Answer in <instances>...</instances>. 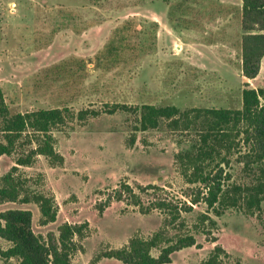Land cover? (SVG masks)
Masks as SVG:
<instances>
[{"label":"rangeland","instance_id":"obj_1","mask_svg":"<svg viewBox=\"0 0 264 264\" xmlns=\"http://www.w3.org/2000/svg\"><path fill=\"white\" fill-rule=\"evenodd\" d=\"M262 27V20L243 14L242 0H0V88L11 112H99L54 129L61 166L39 156L15 172L32 190L54 197L56 220L40 225L34 203L4 202L0 213L30 211L32 232L44 239H57L63 223L87 222L71 264H123L103 252L133 237L147 239L164 215L141 214L127 199L117 201L121 184L143 206L158 199L190 205L185 196L198 187L185 184L174 164L175 153L189 145L185 134L165 124L139 131L133 113L105 110L115 104L240 109L244 88H264V56L254 79L241 72L242 38L264 34ZM16 157H0V177ZM242 158L233 155L223 167L229 183L249 182ZM150 184L162 190L140 189ZM260 207L259 215L231 208L214 217L204 204L194 205L182 231L198 230L196 245L172 253L167 264H204L216 246L229 256L217 264H264V201ZM199 213L215 226L200 223ZM7 247L0 239V248Z\"/></svg>","mask_w":264,"mask_h":264},{"label":"trees","instance_id":"obj_2","mask_svg":"<svg viewBox=\"0 0 264 264\" xmlns=\"http://www.w3.org/2000/svg\"><path fill=\"white\" fill-rule=\"evenodd\" d=\"M244 15H252L264 22V0H242ZM264 30V27L261 28ZM264 56V34H245L242 38L241 72L247 80L254 79ZM65 109H38L12 113L5 103L0 88V157L17 155L15 165L0 177V204L4 202L34 203L44 226L56 220L58 208L53 196L32 190L26 180L15 177L18 167L31 166L36 157H44L51 167L61 166L63 158L54 148V129L67 124L68 118L84 121L96 117L98 111L82 110L75 116ZM131 112L135 115L137 130H156L165 124L171 131L185 134L189 145L175 153L174 164L185 184L196 188L186 201L158 199L143 206L140 198L126 184H121L115 199H127L141 214L159 211L164 215L163 225L147 239L133 237L120 249L103 252L102 257L123 264H167L170 255L196 245L198 230L182 231L185 216L193 206L204 204L214 217H220L231 208L243 209L247 215H259L264 201V88H244L241 108H184L173 105H141L134 108L115 104L106 114ZM134 144L131 138L130 145ZM244 149V150H243ZM233 155L243 157L244 169L250 179L247 184L229 183L223 171ZM142 191L162 190L147 185ZM126 195V196H124ZM207 211V213H208ZM32 214L25 210H7L0 213V239L9 247L0 248V260L15 259L18 264H71L73 253L79 250L88 230V223H63L58 227L57 239L48 234L44 239L31 229ZM200 223L215 226L213 218L199 213ZM209 233V232H208ZM158 250L157 258L151 256ZM228 254L219 246L211 252L204 264H217ZM239 264V263H237Z\"/></svg>","mask_w":264,"mask_h":264}]
</instances>
